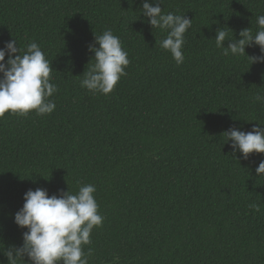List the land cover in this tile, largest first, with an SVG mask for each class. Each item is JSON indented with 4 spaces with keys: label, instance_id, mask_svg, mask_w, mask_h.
<instances>
[{
    "label": "trees",
    "instance_id": "16d2710c",
    "mask_svg": "<svg viewBox=\"0 0 264 264\" xmlns=\"http://www.w3.org/2000/svg\"><path fill=\"white\" fill-rule=\"evenodd\" d=\"M142 2L0 0V48L36 42L58 89L51 114L0 118V250L23 242L14 214L26 191L92 184L103 222L84 246L89 264H264V154L233 156L222 135L264 124V63L226 57L214 40L218 27L255 34L264 0H162L192 19L180 65ZM108 29L130 63L111 94L93 95L80 83L95 63L88 46Z\"/></svg>",
    "mask_w": 264,
    "mask_h": 264
},
{
    "label": "clouds",
    "instance_id": "9594fccd",
    "mask_svg": "<svg viewBox=\"0 0 264 264\" xmlns=\"http://www.w3.org/2000/svg\"><path fill=\"white\" fill-rule=\"evenodd\" d=\"M162 0H143L140 15L146 18L152 29L167 32L159 46L168 51L177 65L184 61L183 47L185 33L192 27V19L185 14H165ZM218 23V22H216ZM258 30L255 34L250 28L239 32V39L228 37L224 27L216 29L215 46L224 56L246 55L251 64L264 63V15L257 17ZM225 41H228L225 46ZM98 45V46H97ZM258 46L260 55L249 56L246 47ZM88 50L94 53L91 64L83 74L81 87L93 95H109L121 77L126 76L129 65L128 53L122 49L121 41L111 29L96 35ZM7 57V59H5ZM52 63V62H51ZM45 53L36 42H29L21 50L13 37L0 48V118L5 114L26 116L51 114L55 102L50 99L57 86L50 82L53 70ZM255 102L264 103V95L257 94ZM225 143L230 142L232 155L238 152L244 160L250 154H264V124L253 126L245 132L231 127L222 133ZM257 177L264 176V160L255 169ZM96 188L83 184L76 194L69 189L59 194L49 195L43 188L29 189L24 193L23 206L14 214V223L22 233L20 246L9 245L0 250L7 264H89L91 249L84 246L91 243L94 228L102 226L103 216L95 199ZM0 264H4L0 260Z\"/></svg>",
    "mask_w": 264,
    "mask_h": 264
}]
</instances>
